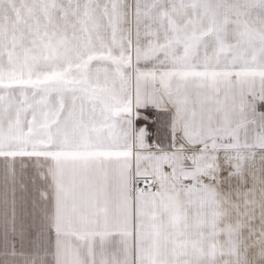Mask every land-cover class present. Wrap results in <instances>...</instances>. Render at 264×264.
Masks as SVG:
<instances>
[{
	"label": "snow or ice",
	"instance_id": "1",
	"mask_svg": "<svg viewBox=\"0 0 264 264\" xmlns=\"http://www.w3.org/2000/svg\"><path fill=\"white\" fill-rule=\"evenodd\" d=\"M0 264H264V0H0Z\"/></svg>",
	"mask_w": 264,
	"mask_h": 264
}]
</instances>
